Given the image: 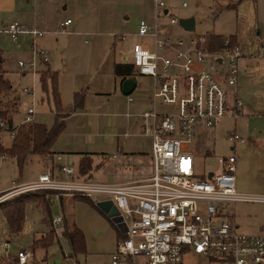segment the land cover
Wrapping results in <instances>:
<instances>
[{
	"label": "rangeland",
	"instance_id": "1",
	"mask_svg": "<svg viewBox=\"0 0 264 264\" xmlns=\"http://www.w3.org/2000/svg\"><path fill=\"white\" fill-rule=\"evenodd\" d=\"M164 1L171 8L169 16L181 20L195 14L196 18V28L191 31L181 23L166 25L172 34L188 37L192 32H237V44L242 49L237 62L239 83L237 87L228 84L227 87L232 97L237 96L242 101L241 114L225 116L213 125L197 124L192 153L200 177L219 169V156L236 155L237 190L245 198L227 207L225 213L240 231L261 232L264 230V0H241L237 8H224V4L234 0ZM184 1L187 5H183ZM8 3V0L0 3V75L12 84V89L0 93V105L11 110L14 125L25 118L33 98L37 109L35 121L50 127L55 124L52 86L48 82L46 90L41 81L42 70L49 67L57 70L63 80L64 105L74 102L72 88L84 86L87 89L84 108L67 118L64 130L53 145L56 150L70 146L67 147L70 151L62 154L69 155L68 164L76 169L77 177L99 183L123 181L133 176V172L137 176L151 175L152 141L145 134L134 133L135 128L130 123L132 116L127 113L154 107L159 112L177 111L178 108L164 104L161 99L154 105L150 76L136 73L137 87L130 94L124 93L122 80L125 75L114 73V60L131 62L138 22L141 19L153 21L156 17L154 0H15L14 6ZM68 18L71 22L64 26L62 22ZM14 21L45 31L38 42L47 50L53 68L40 58L36 73L32 70V34L20 33L13 38L6 28ZM122 34L126 37L118 38ZM20 61L25 64L21 65ZM227 65L225 58L224 67ZM66 85L72 87L66 88ZM28 86L34 87L33 93L24 90ZM18 94H21L20 99ZM137 131L141 132V128ZM127 132L130 134L126 135ZM231 133H238L240 137L233 141L229 138ZM12 139L11 129L4 126L0 131V142L7 147ZM79 150L90 151L93 157V168L88 174L78 165ZM59 164L55 161L53 168L48 159L31 154L20 171L15 158L0 155V188L9 186V189L14 183L21 184L22 180H34L48 169H53L57 177H64ZM4 193L0 192V199ZM14 193L12 196L21 192ZM85 196L74 195L65 204V209L60 198L54 197L50 201V213L44 207L28 202L25 226L19 233L9 231L0 209V257L11 255L14 264V255L20 249H33L34 239L51 229L52 219L64 215L66 210L69 226L76 223L85 234V251L74 253L68 237L56 235L55 243L48 250L43 247L33 249L36 259L50 264L58 260L61 264L107 263L120 231L111 213L100 206L101 198L97 201L96 196ZM183 262L220 264L214 257L193 251L183 254Z\"/></svg>",
	"mask_w": 264,
	"mask_h": 264
},
{
	"label": "built area",
	"instance_id": "2",
	"mask_svg": "<svg viewBox=\"0 0 264 264\" xmlns=\"http://www.w3.org/2000/svg\"><path fill=\"white\" fill-rule=\"evenodd\" d=\"M154 3L155 22L140 20L139 39L131 48L130 63L133 74L153 78L155 106L161 99L178 110L159 112L154 107L139 114L145 119L144 133L152 138L153 173L126 181L81 180L73 165L63 163V155L55 153L48 160L53 168L55 161L59 162L65 177H57L53 169H48L33 181L14 183L0 202L14 192L42 189L54 190L51 198L80 194L96 196L97 201L111 199L117 208L111 217L120 233L105 264H184L183 254L188 251L214 257L220 264H264V230L240 231L225 213L227 207L245 198L237 190L236 155L219 156V169L200 177L192 153L197 124L213 125L225 116L241 114L242 101L231 96L227 84L234 86L238 82L237 62L242 49L231 34L225 35L221 47L213 48L205 33L181 37L168 32L166 25H175L180 20L169 16L164 0H154ZM70 22L68 18L62 24L66 26ZM6 31L15 39L20 33H30L34 38L45 33L43 29L23 26L18 21L11 22ZM118 37L124 39L126 34ZM39 58L47 60L48 55L34 43L31 65L35 73ZM225 58L227 67H224ZM24 90L33 93L34 87ZM35 111L33 98L21 123L34 121ZM0 123L6 127L4 121ZM17 131L18 127L11 134L14 136ZM239 137L238 133L229 135L233 141ZM53 224L59 238L66 235L63 214L54 217ZM15 264L50 263L35 261L33 249H20Z\"/></svg>",
	"mask_w": 264,
	"mask_h": 264
},
{
	"label": "trees",
	"instance_id": "3",
	"mask_svg": "<svg viewBox=\"0 0 264 264\" xmlns=\"http://www.w3.org/2000/svg\"><path fill=\"white\" fill-rule=\"evenodd\" d=\"M241 0H234L233 3H228L227 7L237 8ZM211 47L217 48L223 45L225 35L221 33L208 32ZM234 40V39H233ZM2 50L0 48V56ZM48 66L49 62L44 60ZM115 71L117 74L126 76L133 74L131 63L116 62ZM4 76L0 75V93H6V90L12 89V84L6 81ZM41 81L44 89L47 90L48 82L51 83L53 90V99L56 105V121L53 126H48L44 122L31 121L23 122L19 126L14 125L11 110L0 105V122L4 121L6 127L14 129L18 127L17 133L13 136L10 146H4L0 142V155L11 156L15 158L20 171L23 168L31 154H38L43 159H48V156L53 155L56 151L53 150V145L58 136L62 133L66 125V117L75 111L84 107L87 89L82 88L74 93V102L72 105H64L59 91V73L57 70L43 69L41 72ZM4 126L0 123V131ZM88 155V154H87ZM85 156L81 159L80 170L88 174L93 168L92 159L90 156ZM55 191L52 189L28 190L8 197L0 202V209L3 211L7 220L9 231L11 233H19L23 230L26 222V204L34 202L39 207H44L50 213V201L52 194ZM87 197V196H85ZM89 198V197H88ZM66 236L73 248L74 253L85 251V234L75 224L71 229L66 226ZM56 232L52 219V227L42 237L36 238L33 241V249L43 247L48 250L56 241ZM15 259V257H14ZM13 262L15 264V260ZM0 264H12L11 255L0 257Z\"/></svg>",
	"mask_w": 264,
	"mask_h": 264
},
{
	"label": "crops",
	"instance_id": "4",
	"mask_svg": "<svg viewBox=\"0 0 264 264\" xmlns=\"http://www.w3.org/2000/svg\"><path fill=\"white\" fill-rule=\"evenodd\" d=\"M5 0H0V3H2V2H4ZM9 1V3L8 4H11V5H13L14 6V4H15V0H8ZM227 5H228V3H226V4H224V8H229V7H227ZM167 9H168V11H169V13H171V8H169V7H167ZM190 16L189 17H191V16H193V17H195V14H189ZM146 20H148L150 23H153V22H155V19L153 20V21H151V20H149V19H146ZM140 22V21H139ZM139 22H138V25H139ZM26 26V25H25ZM35 26V25H34ZM28 27H33V26H28ZM37 27V26H36ZM187 29V28H186ZM137 30H138V27H137V29H136V31H135V35H136V40L137 39H139V36L137 35ZM166 30H167V27H166ZM189 30V29H188ZM191 31V30H190ZM238 31V30H237ZM209 32H212V31H209ZM193 33H195V32H192L191 34H193ZM215 33H217V32H215ZM30 34V33H29ZM206 34V33H205ZM227 34V33H226ZM225 33H224V35H226ZM228 34H231L232 36H233V39H234V42H236V43H238V39H237V32H231V33H228ZM44 35V34H43ZM32 36V35H31ZM33 37V36H32ZM38 38H39V36L37 37V38H34L33 37V45H34V43H35V45L36 46H38L39 47V49L41 48L40 47V45H39V42H38ZM117 37H115V39H116ZM119 38V37H118ZM115 44H116V40H114V43H113V47H115ZM34 47V46H33ZM264 48V47H263ZM41 50H44V51H46L47 52V50L46 49H44V48H41ZM129 55V54H128ZM128 55H126V58L128 57ZM242 56V55H241ZM241 56H240V58H241ZM129 58V57H128ZM127 58V59H128ZM245 58V57H244ZM40 59V58H39ZM41 60H43V58H41ZM48 62H49V64L52 66V63H51V61L49 60V57H48ZM39 61V60H38ZM116 62H117V60H114V73L115 74H117L116 73V71H115V64H116ZM52 68H53V66H52ZM132 75H135V74H131V75H128V76H132ZM136 76V75H135ZM145 76H148V75H145ZM127 77V76H126ZM151 77V76H150ZM124 78H125V76H124ZM152 78V77H151ZM153 79V78H152ZM238 83H239V80H238V82H237V84H236V87H237V85H238ZM62 84H63V80L61 79V76H59V85H60V89H61V91H60V93H61V97H62V101L64 100V90H63V88H62ZM138 84V83H137ZM72 86H73V84H72ZM72 86H69V85H66V88H69V87H72ZM28 87H30V86H28ZM73 87H76V86H73ZM137 87V86H136ZM135 87V88H136ZM82 88H84V86L83 87H81V88H72L73 90H72V95H74V93L76 92V91H78V90H80V89H82ZM99 91H101V90H99ZM28 92H30V91H28ZM19 99L21 98V94H18V95H16ZM87 94H86V97H85V99L87 100ZM32 102H33V99H32ZM31 106V105H30ZM29 106V107H30ZM36 108V107H35ZM84 108V107H83ZM83 108H81V109H83ZM81 109H79V110H81ZM145 110H147V109H145ZM78 111V110H77ZM77 111H75L74 113H72V114H75V113H77ZM143 112V111H142ZM142 112H128L127 114L128 115H130V116H132L131 117V121H130V123H133V126H134V128H135V131L136 132H134V133H137V134H145L144 133V123H145V119L142 117V116H140L139 114L140 113H142ZM36 113H37V109H36V111H35V117H34V121L36 120ZM72 114H70L69 116H67L66 117V120H67V118L68 117H70V116H72ZM13 121H14V118H13ZM15 122V121H14ZM15 124V123H14ZM138 127H140L141 128V132H138L137 131V128ZM143 129V130H142ZM130 133L129 132H127V134L126 135H129ZM146 136H148L150 139H151V141H152V138H151V136L150 135H147V134H145ZM67 147H70V146H67ZM67 147H62V148H58L59 150H56L55 148L53 149L54 151H56V153H61L62 154V152H67V151H70V149L71 148H67ZM79 153H80V155H79V164H80V162H81V159L83 158V157H85L87 154V156H90L91 157V159H92V164H93V157H92V155L90 154V151H82V150H79L78 151ZM63 155V154H62ZM68 156L69 155H65V156H63V162H69V160H68ZM114 156H116V155H114ZM4 157V156H3ZM42 158V157H41ZM43 159V158H42ZM27 163V162H26ZM78 164V165H79ZM133 174V176H137L136 174H135V172H133L132 173ZM133 176H131V177H133ZM65 177V176H64ZM130 177V178H131ZM32 179H34V178H32ZM129 179V178H128ZM128 179H125V180H123V181H126V180H128ZM35 180V179H34ZM30 181H33V180H31V179H27V180H22V183H25V182H30ZM9 187V186H8ZM8 187H4V188H0V192H3V191H6V190H8L7 188ZM54 198V197H53ZM60 198V200H61V202H62V205H63V209H65L64 208V206H65V204H68L72 199H73V196L72 195H66V196H60L59 197ZM52 199V198H51ZM64 217H65V222H66V226L69 228V229H71L76 223H74V224H72V225H70L69 226V221H68V215H67V213H66V210H65V212H64ZM116 247V246H115ZM14 256H16V255H14ZM35 261H38L37 259H36V257H35Z\"/></svg>",
	"mask_w": 264,
	"mask_h": 264
},
{
	"label": "water",
	"instance_id": "5",
	"mask_svg": "<svg viewBox=\"0 0 264 264\" xmlns=\"http://www.w3.org/2000/svg\"><path fill=\"white\" fill-rule=\"evenodd\" d=\"M180 23L189 30H195L196 28V18L193 16L181 19ZM137 83L138 80L135 75L123 78L122 89L124 93L130 94L137 86ZM99 204L104 210L109 211L111 215L117 213V208L114 206L113 201L111 199L101 200Z\"/></svg>",
	"mask_w": 264,
	"mask_h": 264
}]
</instances>
